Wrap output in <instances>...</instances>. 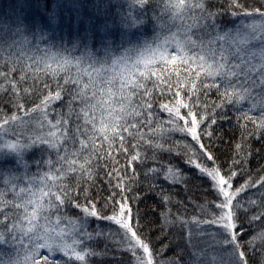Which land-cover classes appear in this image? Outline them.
Here are the masks:
<instances>
[{
    "label": "snow or ice",
    "instance_id": "snow-or-ice-1",
    "mask_svg": "<svg viewBox=\"0 0 264 264\" xmlns=\"http://www.w3.org/2000/svg\"><path fill=\"white\" fill-rule=\"evenodd\" d=\"M127 2V11L113 14L108 0H38L37 18L32 4L16 0L12 15L0 16V245L13 248L0 250V264H90L89 258L106 253L107 245L101 252L90 243L101 238L131 253L132 264H253L257 253V264H264V227L248 235L241 219L243 214L250 225L264 221V199L240 198L250 188L264 189V175H249L233 187L236 166L251 155L248 137L264 138V0L259 6L256 0L248 6L228 0L222 10H213L209 0ZM225 13L239 22L222 28L218 17ZM148 23L153 36L134 42L131 29ZM58 31L69 36L70 48L53 42L64 40ZM213 90L217 99L210 101ZM25 98L38 102L28 107ZM3 104L14 111L9 114ZM155 105L168 113L166 121ZM229 106L244 123L236 155L222 169L204 138L220 139L213 125L228 118ZM35 151L41 158L31 160L37 166L33 173L27 157ZM173 154L207 177L215 194L197 205L204 218L170 219V208L160 212L161 238L166 226L177 223L188 247L195 248L193 225L195 236L211 238L187 261L183 251L164 258L169 244L157 251L144 238L139 211L133 213L126 195L139 183L136 165L149 161L154 166L146 169V178L183 183L187 177L172 162ZM100 170L110 194L98 208L82 185L95 184ZM160 198L172 203L163 191ZM252 207L260 211L248 215ZM91 218L118 228L90 230Z\"/></svg>",
    "mask_w": 264,
    "mask_h": 264
},
{
    "label": "trees",
    "instance_id": "trees-1",
    "mask_svg": "<svg viewBox=\"0 0 264 264\" xmlns=\"http://www.w3.org/2000/svg\"><path fill=\"white\" fill-rule=\"evenodd\" d=\"M28 3L33 5L31 9V13L33 16L39 18L38 10L35 5L38 0H27ZM93 0H85L86 4L92 3ZM254 0H244L245 6L252 4ZM257 6L258 0H256ZM16 3V0H0V16H11L13 11V5ZM110 11L115 14L117 9L120 8L122 11L128 10V5L126 0H108ZM228 0H209V6L215 9H223L227 7ZM135 10V9H133ZM151 15V13H149ZM116 19H119L117 16ZM218 21L220 22L222 28H230L234 27L236 23L239 22L237 18H233L231 15L225 13L224 15L218 17ZM121 31H125L121 29ZM130 35H132V39L135 42L137 39L143 40L146 38H151L154 34V28L152 23L146 24L141 30L131 29ZM134 34V35H133ZM60 35H64V40L61 42L59 39L53 41L54 43H63L65 47H71L68 43L70 39L66 33L57 32V37ZM117 43H119V35L116 37ZM46 46L44 43L41 44V47ZM79 54V53H77ZM119 54V52H117ZM171 70V66H169ZM149 87L151 84L149 83ZM4 99H7V96H4ZM217 95L215 90L209 93V100H216ZM26 105L28 107L32 106L33 102H38L33 100H29L25 98ZM6 112L9 114L14 111V109L8 105H2ZM59 102L53 105V108L59 107ZM154 107L157 108L158 115L162 120L168 119V113L164 111H159L158 105ZM244 108L248 107V103L245 102L243 105ZM182 113L186 110H181ZM219 111V110H218ZM227 119H219L216 125H213L214 134L220 139L209 140L207 137L204 138V143L209 144L211 146V151L216 157L217 163L221 166L222 169H227L231 163L232 158L236 155L235 153V145L237 143H241V136L243 129L241 128V124L244 123L241 120L239 123L237 122V111L235 108L229 106L226 109ZM258 114V113H254ZM55 117V112L49 117L50 119ZM181 123H183L181 121ZM253 125L251 122L248 123V130L251 131L253 129ZM246 135V134H245ZM174 138L176 140L182 139L181 134L175 133ZM189 142H191V138H186ZM194 143V142H192ZM247 144L250 145L251 155L247 157V163H242L241 165L236 166V171L238 175L235 177L233 182V187H238L244 183L247 177L250 175L254 179H258L261 175H264V138H260L259 134L248 137ZM151 155V151L148 152ZM39 156L40 152L35 151L33 153H29L28 159H31L33 156ZM164 160L168 159V154H161ZM41 158V157H40ZM172 162L176 165H179L180 169H182L184 175L187 179L183 183L172 184L162 178H153L151 174L146 178L144 173L147 168L153 167V163L149 161L145 165H136V171L139 174V183L132 185V192L126 193V195L130 198L129 202L132 207L133 213L139 211L141 217V232L144 235V238L151 242V245L159 251L161 249L162 244H169V248L166 252L163 253L164 258H170L176 255L177 252L183 251V258L187 261L191 255L192 247L187 246V241L183 234V230L180 228V225L177 223L175 225H169L164 228L163 235L161 233V224L163 223L160 212L167 211L168 208L171 209L170 219H174L175 216H183L185 219H189L192 216H198L204 218L206 214L201 213L200 209L197 207L198 204H203L205 200H213L215 199L214 192L210 189V180L207 177H202L199 175V172L194 167H190L183 163V159L181 156H176L173 154ZM209 167H212V163L208 162ZM129 175H131V170H129ZM74 183V181H72ZM155 184V188L150 189V184ZM115 184V181H113ZM83 187H89L91 197L95 198L98 203L97 207L101 208L104 204V198L108 197L110 194L109 186L107 183V179L105 178L104 171L100 170L99 176L97 177L95 184L88 185L84 184ZM1 187V185H0ZM119 192V190H116ZM163 191L165 194L170 195L172 197V203L169 205H164L161 202L160 192ZM264 191L259 187L250 188L247 191L241 193L240 198L243 200H247L249 197L256 201H261L262 198L260 193ZM133 195H139L140 199L135 200L131 199ZM119 199V196H117ZM81 202L83 203V197L81 196ZM77 210L75 208H66L65 212L75 216L77 214ZM106 212L110 214V209H106ZM260 211L258 207H252L248 213V215H252ZM241 219L244 220V227L247 229L248 235H251L253 232L258 231L261 227H264V221H257L254 224H249L247 220L244 219V215L241 214ZM99 222H103V220H99ZM108 222V221H107ZM103 229L106 233L109 230H113L110 227H102L95 218L90 219V230L97 228ZM193 227L194 237L191 241L192 245H196L198 241L202 239H207L210 242L211 238L208 236L197 237L195 233L198 231L195 225ZM207 231H215L216 226L203 225ZM117 229V228H116ZM115 230V229H114ZM113 230V231H114ZM247 238V236L245 237ZM119 239V237H116ZM97 249V251H104V246L107 245L106 253L103 256L91 257L90 264H132L133 257L131 253L119 250L117 246L114 244L112 238L104 239L101 238L98 242L93 241L90 242ZM206 248L204 246L202 249ZM0 250L3 252L11 253L13 252V248L8 244L0 245ZM259 253H257L256 257H253V264H257ZM59 258V256L57 257Z\"/></svg>",
    "mask_w": 264,
    "mask_h": 264
},
{
    "label": "rangeland",
    "instance_id": "rangeland-1",
    "mask_svg": "<svg viewBox=\"0 0 264 264\" xmlns=\"http://www.w3.org/2000/svg\"><path fill=\"white\" fill-rule=\"evenodd\" d=\"M123 1H125V0H123ZM126 2H127V0H126ZM127 5H128V2H127ZM40 155L37 157V156H33L31 159H29V161H30V169H29V171L30 172H36L37 171V166L35 165V164H31V160L32 159H40ZM46 170V169H45ZM3 185H1V187H2ZM9 198H11V196L9 195ZM75 214H77V215H82V213H79V210H77V213H75ZM98 221V223L102 226V227H110V228H113V230L115 229L116 230V228H118V226L117 225H115L114 223H112V222H107V221H103V222H99V220H97ZM207 241V239H202V240H200V241H198L197 242V244L195 245V248H193L192 249V251H194V250H200V249H202L204 246H207L206 245V242Z\"/></svg>",
    "mask_w": 264,
    "mask_h": 264
}]
</instances>
